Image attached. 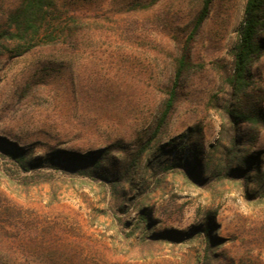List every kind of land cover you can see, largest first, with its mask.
Instances as JSON below:
<instances>
[{
    "label": "rangeland",
    "instance_id": "obj_1",
    "mask_svg": "<svg viewBox=\"0 0 264 264\" xmlns=\"http://www.w3.org/2000/svg\"><path fill=\"white\" fill-rule=\"evenodd\" d=\"M202 1L62 0L61 19H77L71 34L19 56L0 52V264H264L260 183L208 176L199 185L179 169L157 173L155 189L136 198L148 212L142 227L131 203L121 204L101 180L23 171L7 154L10 143L32 159L111 145L123 155L122 148L146 140ZM245 2L212 0L190 43L195 66L181 78L156 147L184 144L195 127L206 150L220 139L219 107L228 99L225 79ZM14 6L0 0V30ZM251 72L245 99L262 117L253 132L241 130L243 147L256 154L264 151V50ZM206 217L213 219L209 245L198 234Z\"/></svg>",
    "mask_w": 264,
    "mask_h": 264
},
{
    "label": "trees",
    "instance_id": "obj_2",
    "mask_svg": "<svg viewBox=\"0 0 264 264\" xmlns=\"http://www.w3.org/2000/svg\"><path fill=\"white\" fill-rule=\"evenodd\" d=\"M211 2L202 1L201 9L174 60L172 83L161 113L147 139L137 147L122 148L123 155L117 153L118 146L111 145L88 154L57 151L32 159L27 149L7 142L13 147V150L7 151L8 156L23 171L61 169L94 181L101 180V185L107 186L113 197L121 200V204L131 203L137 212V226L142 227L148 226V212L136 198L155 189L157 173H162L164 177L168 172L179 169L189 182L199 185L208 176L218 180L240 179L244 185L257 182L262 184L261 191L264 193V151L250 154L249 148L243 147L246 141L244 132H253L262 117L259 107L245 98L250 97L252 66L264 50V44L260 42L264 30V0H246L244 5L237 41L230 53V71L225 79L228 99L219 107V117L223 121L220 139L206 150L201 142V128L195 127L184 144L179 146V143H174L169 150H165L166 145L156 147L176 100L181 78L195 66L190 60V43L208 16ZM62 6V0H15V6L5 15L6 26L0 30V52L8 50L13 56H19L35 46L57 43L71 34L77 19L73 14L61 19L59 10ZM242 125L246 126L244 132ZM194 134L199 137L198 140L193 137ZM172 150L175 151L171 155ZM244 188L246 192V186ZM128 191L133 192L132 197L127 196ZM245 195L250 196L249 193ZM212 218L206 217L201 229H198V234H203L207 245L214 241ZM158 237L151 234L152 240Z\"/></svg>",
    "mask_w": 264,
    "mask_h": 264
}]
</instances>
